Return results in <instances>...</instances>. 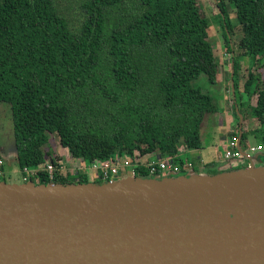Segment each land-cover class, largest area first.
I'll use <instances>...</instances> for the list:
<instances>
[{
	"label": "trees",
	"instance_id": "16d2710c",
	"mask_svg": "<svg viewBox=\"0 0 264 264\" xmlns=\"http://www.w3.org/2000/svg\"><path fill=\"white\" fill-rule=\"evenodd\" d=\"M214 2L213 22L231 46L235 115L259 129L264 0ZM210 27L197 0H0V102L10 109L20 171L38 169L28 181L91 183L78 169L77 177L63 173L59 158H50L49 177L42 167L52 135L88 167L115 156L134 165L138 153L184 168L180 155L202 148L203 120L217 112L211 96L193 86L200 75L217 83ZM241 58L249 60L246 100L235 95ZM251 132L242 130V150ZM132 175L151 177L141 164ZM103 182L95 176L92 183Z\"/></svg>",
	"mask_w": 264,
	"mask_h": 264
},
{
	"label": "water",
	"instance_id": "95a60500",
	"mask_svg": "<svg viewBox=\"0 0 264 264\" xmlns=\"http://www.w3.org/2000/svg\"><path fill=\"white\" fill-rule=\"evenodd\" d=\"M0 264H264V165L174 179L0 181Z\"/></svg>",
	"mask_w": 264,
	"mask_h": 264
},
{
	"label": "rangeland",
	"instance_id": "374dc122",
	"mask_svg": "<svg viewBox=\"0 0 264 264\" xmlns=\"http://www.w3.org/2000/svg\"><path fill=\"white\" fill-rule=\"evenodd\" d=\"M197 5L199 7L200 13L202 16L206 17L210 23V41L214 45V53L216 55V60L219 64V69L221 68V72L229 73V68L232 67V64L230 63V44L225 43V40L222 35V30L220 27L213 22L212 17L216 15L217 10L215 7V2L214 0H197ZM245 58H241L238 60L239 66L241 69H239L237 75L235 76L234 80L238 84L240 79L243 78V81L245 82L246 79L248 78V61ZM228 70V71H227ZM231 72V71H230ZM232 73V72H231ZM231 76V75H230ZM232 78L228 83H223L227 85L228 87H231ZM193 86L199 88L202 90L203 93H207L209 96H211V99L214 103V105L217 107V112L221 110L223 113L218 114V116H221V118H225V112L229 109H231L230 105V99H229V91L226 92L225 88H221V83L213 84L211 85L205 75H200L199 78L195 81H193ZM234 92V88L232 90ZM235 95L236 99L239 100V95H242L243 100H246L247 97L245 94L239 93L238 89H235ZM223 100L224 104H221L220 101ZM254 102V101H253ZM231 111V110H229ZM220 113V112H219ZM227 114V113H226ZM215 115V114H214ZM212 115V117L214 116ZM209 116L206 118V120H203L202 126H201V139L204 138V142L207 143L209 140L206 138V135L210 133V127L206 125L208 122ZM223 122V121H222ZM247 122L243 124V129L244 131L248 132L249 129L247 127ZM218 129V128H217ZM215 129V131L217 130ZM219 131L221 129H218ZM257 129L254 131L256 132ZM250 132V131H249ZM207 139V140H206ZM209 142V141H208ZM217 144V143H216ZM254 140H251L249 142V146L246 148L247 154L249 155L250 158H235L231 159L227 165H225L221 172H226L229 170H239L242 168H245L247 166H250L251 164L254 165L255 168H259L260 166L264 165V160H262L263 153L264 152H251L249 147L256 146ZM264 144V143H261ZM217 146V145H214ZM45 152L48 151L50 153V157H47L45 159L43 169L46 163H49L50 158H56L60 159L58 162L64 166V172H68L69 176L72 177H77L76 172L77 169L80 171L81 175H84L89 182H93L95 179V174L90 168L88 167V164L86 163H78L75 160H71L70 155L68 154L67 150L63 149L59 145V140L56 135H52L49 138L48 144L45 146ZM219 151L220 155L224 156L227 148H221L219 146ZM224 152V153H223ZM189 152H187L188 154ZM0 154H1V164H0V178L3 177V181L7 183H16V184H23L26 183L29 179L30 171L29 170H24L23 172L20 171L16 158H15V147H14V140H13V134H12V122H11V117H10V109L9 106L5 103L0 102ZM138 155V153H135ZM152 155H146L145 160H148ZM149 157V158H148ZM152 160H156V158H152ZM189 161H191V156L186 155V153H182L180 155V162L183 164V166H186L185 169L187 172L183 174H159L158 177H168V178H177L178 176H189L194 173L200 174H214L217 172H220V170L217 167H213L212 169H207V170H192V164H189ZM179 163V162H178ZM187 165H190V167H187ZM197 165V164H196ZM231 166V168H230ZM38 170V169H37ZM29 172V173H28ZM5 173V175H4ZM24 174V175H22ZM132 173L131 171L127 170L126 173L118 178V179H124L126 177L131 176ZM77 180V179H76ZM112 181H115L114 179H111ZM37 182V181H36Z\"/></svg>",
	"mask_w": 264,
	"mask_h": 264
},
{
	"label": "crops",
	"instance_id": "0c3cea01",
	"mask_svg": "<svg viewBox=\"0 0 264 264\" xmlns=\"http://www.w3.org/2000/svg\"><path fill=\"white\" fill-rule=\"evenodd\" d=\"M246 60L249 63V60L247 58ZM230 71H231V67L229 68V73L221 72V68H220L218 75H217L216 84L218 85L219 83H221V88H225L226 92L228 91V93L229 91L231 92L229 93V99L231 101L230 105L233 104V106H231V109H229L231 111L227 110L225 112V118H221V116H218V114L223 113V111L221 112V110L219 111L220 113L216 112L215 115L213 114L214 115L213 117L209 116L208 122L206 123V125L210 127V133L206 135V138L209 139L208 140L209 142L208 141L207 143L204 142L205 140L204 138H202L201 139L202 148L200 150L190 151L188 154L186 153V155L191 156V161H189V164H192V167L194 166L192 170H197L198 168L201 170H207V169H212L213 167H217L219 170H222V168L225 165H227V161L225 160L224 156L220 155V151L218 149L219 146L221 148H224V147L227 148L229 139L235 133H237L238 137L240 133L242 134V129H243L242 127L244 123H242L243 120H241L240 118H237V116L235 115V103H234L235 99H234V92H232L233 83L231 82L232 83L231 87H228L225 84L223 87V83H228V81H230L232 78V73H231L232 71L231 72ZM243 85H244V81H243V78H241L238 83V87H237L239 93L243 92ZM220 103L224 104V101L221 100ZM246 122H247V125H248L247 127L250 132L257 129L255 134H252V132L249 133L247 142L245 145L246 148L249 146V142L251 140H254L255 144L257 145L264 143V127H261L258 129L256 122L254 121L252 122L246 121ZM217 128L221 130L219 131ZM215 129L217 130L215 131ZM214 145H217V146H214ZM263 157H264V153H263ZM262 160H264V158H262ZM200 174H203V173H200Z\"/></svg>",
	"mask_w": 264,
	"mask_h": 264
},
{
	"label": "built area",
	"instance_id": "2783aa9c",
	"mask_svg": "<svg viewBox=\"0 0 264 264\" xmlns=\"http://www.w3.org/2000/svg\"><path fill=\"white\" fill-rule=\"evenodd\" d=\"M251 152H264V144H258L256 146L249 147ZM152 156L145 160L144 157H139L135 155L134 165L131 160L128 158H121L118 156L113 157L112 159L102 162V163H94L89 166L90 170H92L97 178H101L104 181H112L111 179H116L126 173L127 170L133 173V169L137 167L138 164L144 165L148 173L151 177H158L159 174H180L182 170H186L185 167L182 168L176 162L172 161L171 159H163L159 157L157 154H151ZM250 158L247 154L246 150H242L239 144V137L234 134L228 141L227 150L225 152L224 158L227 163L231 159H239V158ZM152 158H156V160H152ZM1 164V161H0ZM137 164V165H136ZM60 165V170L64 173V166ZM190 167V165H187ZM44 170L49 174V177L52 178L53 176V165L51 162L46 163L44 166ZM189 170V169H188ZM187 170V171H188ZM30 175L37 173V169L29 170ZM133 177V175H131Z\"/></svg>",
	"mask_w": 264,
	"mask_h": 264
},
{
	"label": "bare ground",
	"instance_id": "6f19581e",
	"mask_svg": "<svg viewBox=\"0 0 264 264\" xmlns=\"http://www.w3.org/2000/svg\"><path fill=\"white\" fill-rule=\"evenodd\" d=\"M51 164H52V163H51ZM180 164H181V162H180ZM54 165H55V164H54ZM193 167H194V166H193ZM193 167H192V168H193ZM1 171H2V170H1ZM40 171H41V170H40ZM43 171H44V170H43ZM23 173H24V172H23ZM28 173H29V172H28ZM4 175H5V173H4ZM22 175H24V174H22ZM55 178H56V177H55ZM49 179H50V178H49ZM54 180H55V179H54Z\"/></svg>",
	"mask_w": 264,
	"mask_h": 264
}]
</instances>
